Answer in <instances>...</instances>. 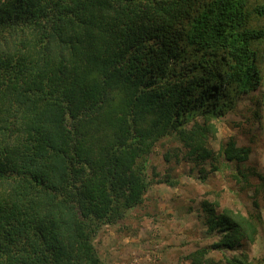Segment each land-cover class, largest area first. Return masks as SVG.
Listing matches in <instances>:
<instances>
[{
  "label": "trees",
  "instance_id": "trees-1",
  "mask_svg": "<svg viewBox=\"0 0 264 264\" xmlns=\"http://www.w3.org/2000/svg\"><path fill=\"white\" fill-rule=\"evenodd\" d=\"M253 1L0 0V264H110L95 237L144 202L157 142L213 158L214 120L264 81ZM218 153L249 181L250 146ZM206 210L220 237L190 264L256 240L261 211Z\"/></svg>",
  "mask_w": 264,
  "mask_h": 264
},
{
  "label": "rangeland",
  "instance_id": "rangeland-1",
  "mask_svg": "<svg viewBox=\"0 0 264 264\" xmlns=\"http://www.w3.org/2000/svg\"><path fill=\"white\" fill-rule=\"evenodd\" d=\"M263 94L264 81L259 91L243 94L235 110L214 120L217 132L207 144L213 158L195 162L174 138L157 142L144 202L120 222L103 226L95 237L103 259L110 264H190L187 255L220 237L205 224L206 206L212 204L217 212L224 208L245 214L261 211L263 222L254 242L243 241L235 250H210L208 255L216 264H226L225 255L245 251L253 264H264ZM230 136L251 148L249 160L241 165L248 182L235 177V164L213 170L214 163L221 166L219 148Z\"/></svg>",
  "mask_w": 264,
  "mask_h": 264
},
{
  "label": "crops",
  "instance_id": "crops-1",
  "mask_svg": "<svg viewBox=\"0 0 264 264\" xmlns=\"http://www.w3.org/2000/svg\"><path fill=\"white\" fill-rule=\"evenodd\" d=\"M147 243H145V247H148L147 245H146ZM124 263V262H123ZM123 263H121V264H123ZM131 264V263H130Z\"/></svg>",
  "mask_w": 264,
  "mask_h": 264
}]
</instances>
